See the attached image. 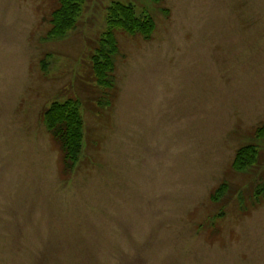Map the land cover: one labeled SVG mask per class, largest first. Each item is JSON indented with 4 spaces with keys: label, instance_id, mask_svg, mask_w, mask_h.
<instances>
[{
    "label": "rangeland",
    "instance_id": "374dc122",
    "mask_svg": "<svg viewBox=\"0 0 264 264\" xmlns=\"http://www.w3.org/2000/svg\"><path fill=\"white\" fill-rule=\"evenodd\" d=\"M114 1L156 29L116 31L105 89L91 54ZM57 4L0 0V264H264V0H86L52 38ZM69 98L84 145L65 174L43 111Z\"/></svg>",
    "mask_w": 264,
    "mask_h": 264
},
{
    "label": "trees",
    "instance_id": "16d2710c",
    "mask_svg": "<svg viewBox=\"0 0 264 264\" xmlns=\"http://www.w3.org/2000/svg\"><path fill=\"white\" fill-rule=\"evenodd\" d=\"M153 1L160 3L163 0ZM85 2L86 0H58L53 12L52 29L49 36L52 38L65 37L76 26ZM155 29L156 22L152 16L138 13L130 4L120 1L112 2L107 8L106 29L95 51L91 54V68L97 85L105 89L116 86V57L120 53L117 30L132 35L138 33L145 38H150ZM43 65L46 68V64ZM43 120L61 150L63 172L71 173L80 160L84 145V122L79 99L69 98L65 101L52 102L43 111ZM256 137L264 139V125L257 129ZM258 158V146L250 143L239 148L233 167L237 171H244L256 165ZM226 187L227 185L223 184L215 193L216 200L222 197L223 194H220L226 190ZM260 188L257 191L258 194L264 191V186Z\"/></svg>",
    "mask_w": 264,
    "mask_h": 264
}]
</instances>
